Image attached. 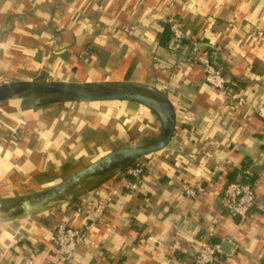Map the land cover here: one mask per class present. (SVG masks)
I'll use <instances>...</instances> for the list:
<instances>
[{"label":"crops","instance_id":"obj_1","mask_svg":"<svg viewBox=\"0 0 264 264\" xmlns=\"http://www.w3.org/2000/svg\"><path fill=\"white\" fill-rule=\"evenodd\" d=\"M169 17L184 33L178 49L160 43ZM196 44L215 51L247 108L231 107L205 81ZM0 78L152 87L176 111L168 147L140 160L138 192L121 173L75 203L7 221L4 206L118 147L148 144L162 128L133 102L0 104V264H55L61 225L84 232L65 264H195L210 242L228 245L219 264H264V117L256 112L264 107V0H0ZM247 164L256 206L241 220L221 200L229 172Z\"/></svg>","mask_w":264,"mask_h":264},{"label":"water","instance_id":"obj_2","mask_svg":"<svg viewBox=\"0 0 264 264\" xmlns=\"http://www.w3.org/2000/svg\"><path fill=\"white\" fill-rule=\"evenodd\" d=\"M45 99V100H43ZM95 103L125 101L140 104L158 118L162 131L148 144L121 146L102 156L86 168L65 178L58 185L34 195L15 200L2 208L4 220H14L22 215L55 203H72L118 176L141 159L163 151L172 141L176 130L175 107L165 93L152 87H139L127 83H73L17 81L0 85V104L25 100L32 106L52 105L61 100ZM41 100V101H40ZM223 253H230L228 245Z\"/></svg>","mask_w":264,"mask_h":264},{"label":"built area","instance_id":"obj_3","mask_svg":"<svg viewBox=\"0 0 264 264\" xmlns=\"http://www.w3.org/2000/svg\"><path fill=\"white\" fill-rule=\"evenodd\" d=\"M167 23L170 26L173 37L176 40H181L184 37V33L179 22L175 18L169 17ZM194 53L197 55V58L201 60V66L205 73V81L221 92L231 107L235 109L247 108L249 103L246 96L228 85V79L223 74L221 67L214 64L211 57L208 56L207 53H204L197 44L194 47ZM256 112L261 117H264L263 106L256 109ZM133 166L128 168L125 173V177L128 179L126 188L131 192H138L142 188L146 168L139 162L135 164V167ZM129 178H132V180ZM189 193L192 194L191 190ZM221 203L227 212L239 217L241 220H246L256 206V194L251 185L233 182L226 186ZM103 209L104 202H97L94 207V212L97 217L103 214ZM209 235L210 237L213 236L212 233ZM83 240L84 232L82 230L72 226H59L53 240L55 247V264H65L72 259L78 245ZM221 254H224L221 244L210 242L201 247L194 262L195 264H214L216 258ZM29 264H32V262Z\"/></svg>","mask_w":264,"mask_h":264},{"label":"trees","instance_id":"obj_4","mask_svg":"<svg viewBox=\"0 0 264 264\" xmlns=\"http://www.w3.org/2000/svg\"><path fill=\"white\" fill-rule=\"evenodd\" d=\"M160 26L162 28V33L160 34V43H161V45L166 46V45L169 44V46L171 45V47H173L175 49H178V48L181 47V45H183L185 43L184 37L181 40H176L173 37V34H172L171 30H170V26H169V24L167 22H162L160 24ZM203 52L207 53V55L211 57V59L214 62V64L219 66L220 60H219L218 56L216 55L215 51L211 47L203 48ZM228 85L233 87L234 89L238 90V83L236 81L228 80ZM43 100H45V99H43ZM71 101L75 102L74 100H71V99H65V100H61L58 103L52 104V105L50 104V105H47V106H42V108H46V109H49V110H54L58 106L66 103V102H71ZM249 166L250 165L247 164L242 169H233L231 172H229V174H228L229 184L233 183V182H241V183L249 184V185H251L253 187L254 177H251V175H249V173H247V169L249 168ZM133 167H135V165ZM126 171L127 170H125L123 172V174H125ZM129 179L132 180V178H129ZM77 201L78 200H75L72 203H75ZM227 213H229V212H227ZM223 256H224V254L219 255L216 258V261H215L214 264H219V262L221 261Z\"/></svg>","mask_w":264,"mask_h":264},{"label":"rangeland","instance_id":"obj_5","mask_svg":"<svg viewBox=\"0 0 264 264\" xmlns=\"http://www.w3.org/2000/svg\"><path fill=\"white\" fill-rule=\"evenodd\" d=\"M0 85H2V83H0Z\"/></svg>","mask_w":264,"mask_h":264}]
</instances>
